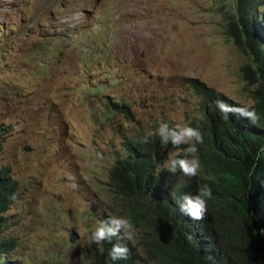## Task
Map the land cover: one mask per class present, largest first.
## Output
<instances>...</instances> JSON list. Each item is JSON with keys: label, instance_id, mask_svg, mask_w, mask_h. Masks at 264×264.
Instances as JSON below:
<instances>
[{"label": "rangeland", "instance_id": "374dc122", "mask_svg": "<svg viewBox=\"0 0 264 264\" xmlns=\"http://www.w3.org/2000/svg\"><path fill=\"white\" fill-rule=\"evenodd\" d=\"M236 20V0H0V166L17 182L7 260L104 264L110 220L135 264H175L149 249L151 226L110 170L130 142L154 140L160 169L194 172L200 85L254 104Z\"/></svg>", "mask_w": 264, "mask_h": 264}, {"label": "trees", "instance_id": "16d2710c", "mask_svg": "<svg viewBox=\"0 0 264 264\" xmlns=\"http://www.w3.org/2000/svg\"><path fill=\"white\" fill-rule=\"evenodd\" d=\"M259 0H236L235 42L248 50L255 102L246 107L202 85L190 128L194 172L158 166L154 140L130 142L110 179L133 212L151 226L150 250L175 264H264V22ZM248 75V71H246ZM248 77V76H247ZM0 127V140L3 137ZM1 151V145H0ZM0 166V264L15 243L3 236L2 214L14 202L17 182ZM101 237L104 264H135L132 248L112 221Z\"/></svg>", "mask_w": 264, "mask_h": 264}]
</instances>
